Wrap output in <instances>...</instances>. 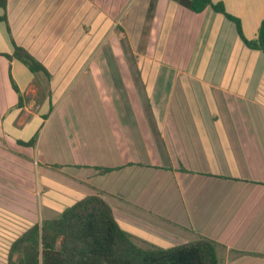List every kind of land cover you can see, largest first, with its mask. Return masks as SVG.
Masks as SVG:
<instances>
[{"label": "crops", "instance_id": "1", "mask_svg": "<svg viewBox=\"0 0 264 264\" xmlns=\"http://www.w3.org/2000/svg\"><path fill=\"white\" fill-rule=\"evenodd\" d=\"M211 1L257 38L264 0ZM4 15L0 240L7 215L26 227L99 194L140 248L203 237L219 264H264V54L233 21L177 0H7ZM15 44L46 73L6 58Z\"/></svg>", "mask_w": 264, "mask_h": 264}, {"label": "trees", "instance_id": "2", "mask_svg": "<svg viewBox=\"0 0 264 264\" xmlns=\"http://www.w3.org/2000/svg\"><path fill=\"white\" fill-rule=\"evenodd\" d=\"M177 1L196 13L211 6L234 22L248 48L264 54V20L258 28L257 38L248 40L240 20L227 13L222 3ZM0 7L6 10L7 0H0ZM0 20H6V16ZM5 57L21 61L32 73H46L45 67L30 52L16 44L13 53L5 54ZM34 142L33 139L20 143L32 145ZM23 223H18L22 225L20 228L17 216L7 215L5 237L0 240V264H219L215 243L203 237L168 248L138 247L99 194L80 199L58 217L41 219L26 227Z\"/></svg>", "mask_w": 264, "mask_h": 264}, {"label": "rangeland", "instance_id": "3", "mask_svg": "<svg viewBox=\"0 0 264 264\" xmlns=\"http://www.w3.org/2000/svg\"><path fill=\"white\" fill-rule=\"evenodd\" d=\"M39 204H40V205H44V204H45V199H44V197L39 199ZM44 216H45V215H44ZM38 219H40V216H38ZM18 223H19V221H17V226H19L20 228H22V225L20 226ZM18 233H19V231L17 230V234H18Z\"/></svg>", "mask_w": 264, "mask_h": 264}]
</instances>
